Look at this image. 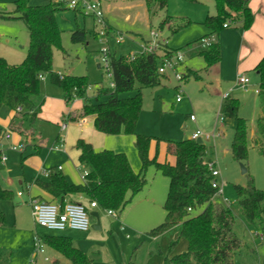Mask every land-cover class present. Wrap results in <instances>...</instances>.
Returning a JSON list of instances; mask_svg holds the SVG:
<instances>
[{
  "label": "rangeland",
  "instance_id": "1",
  "mask_svg": "<svg viewBox=\"0 0 264 264\" xmlns=\"http://www.w3.org/2000/svg\"><path fill=\"white\" fill-rule=\"evenodd\" d=\"M15 1L0 0V56L10 64H19L24 59L29 40L22 21L1 17L13 15ZM98 1L104 10L103 31L106 37L100 36L102 27L99 23H93L83 13L67 9L66 0H29L30 6H43L50 2L64 3L65 9L56 14L62 50H53L52 71L70 76H86L92 85L89 94L95 84H101L103 87H110L111 84V77L101 64V68H97L96 61H100L102 46H106L110 56L116 58L121 55H137L142 53L143 40L149 39L150 31H156L170 49L178 50L205 35L207 30L202 21L207 14H215L213 0H199L198 4L167 0L164 10L154 8L149 13L145 0ZM163 21L166 23L160 27ZM187 21L192 24L182 30L172 33L168 28L173 23L177 29ZM77 28L86 29L85 43L71 42V33ZM88 30H92L97 36ZM235 30L233 27L222 30L219 37L225 36V32ZM186 63L192 69L199 70L198 79L191 77L185 83L177 82L174 76L168 73L160 86L142 89V108L135 133L153 138L149 148V154L152 156L156 139L162 142L189 140L191 134L200 129L203 134L201 140L206 146V159H210L219 172L215 178L222 193L219 196L226 201L235 217L234 233L246 244L236 255L235 262L261 264L259 259L264 256V243L260 237L254 235L256 230L248 226L240 215L235 202L234 186L245 187L252 180L256 189H264V143L261 147L254 146L249 138L248 157L245 165L242 164L246 173L241 174L240 163L232 158L230 151L235 123L232 119L221 117L220 98L217 97L213 86L207 83L208 74L200 71L203 67L202 60L198 57L187 58ZM247 77L250 79L247 91H242L237 86L239 90L230 95L238 99L239 116L247 120L249 130L253 131L255 120L261 115L263 108L259 103V95L254 94V89H258L257 74L251 70ZM174 86H179V90L175 91ZM227 89L229 88H222L221 93L228 92ZM177 96L181 98L179 103L176 102ZM41 99L44 100V105L38 117L31 123L26 121L22 124L23 129L27 130L25 137L20 139L21 144L25 146L22 153L10 150L11 146L18 144L16 134L5 131L2 135L9 133L10 138L0 137V157L6 158L5 161L0 159V188L13 193L12 200L0 201V211L5 216L4 224L0 226V264H30L35 257L42 260V264L53 263L55 253L43 243L42 238L63 233H50L34 224L28 203L29 193L34 191L33 182L36 179L44 180L45 172L49 169L57 171L58 167L68 181L81 183L83 170L76 166L73 156L78 139L89 142L96 151H123L133 171L138 172L140 168L133 135L100 133L94 128L91 118L85 119L83 129L79 128L77 123L63 121L62 89L52 84L49 75L41 78L40 96L37 101ZM81 108L82 101L73 99L68 103L66 110L78 111ZM10 112L7 108L0 109V127L7 125ZM189 115L196 118V123L189 122ZM63 123L66 124L64 130L61 129ZM206 135H209V138H206ZM35 146H38V150ZM158 157L160 161L165 159L164 143L159 145ZM167 160L172 161V158L167 157ZM145 178L148 184L144 191L134 197L121 214L113 212L115 215H109L106 210L97 208L96 219L90 216L92 210L88 208V203L82 202L89 216V230L84 233H64L73 238L76 248L94 259L93 264H145L149 259L148 252L152 242L147 234L163 221L162 205L168 180L153 169L146 172ZM28 186L29 193L26 191ZM17 193H21L22 197L18 198ZM48 201L58 203L50 199ZM199 212L200 210H195L192 215ZM97 223L100 229L94 230L93 226ZM174 230L175 232L171 231L158 240L163 251L168 252L170 242L178 238L176 229ZM37 239L40 240L38 246L42 253L35 252ZM185 250L186 242L181 239L174 245L170 255ZM156 257L157 255H153V260ZM44 258H47V261ZM62 263H66L65 260H62Z\"/></svg>",
  "mask_w": 264,
  "mask_h": 264
},
{
  "label": "trees",
  "instance_id": "2",
  "mask_svg": "<svg viewBox=\"0 0 264 264\" xmlns=\"http://www.w3.org/2000/svg\"><path fill=\"white\" fill-rule=\"evenodd\" d=\"M183 1L187 4L199 3V0ZM213 2L215 14L207 15L202 21L207 30L205 35L178 50L170 49L167 44H159L158 50L152 54H128L117 58L109 55L113 88L95 84L91 94L89 90L92 85L86 76H70L52 71L53 50H62L56 14L65 9L64 3L50 2L43 6H30L29 0H16L13 15L1 16L22 21L29 39L26 56L19 64H10L0 56V109L7 108L15 112L7 129L23 135V122L31 123L38 117L43 105V99L37 101L41 77L49 75L52 84L62 89L66 103L73 99L82 101V108L78 113L67 114L68 121L76 122L92 116L94 128L100 133L133 135L140 161L139 171L134 172L124 153L95 151L89 143L78 139L75 149L78 151L79 167L85 172L83 183L72 184L60 171L49 169L45 179H36L34 186L60 205L79 202L72 199L66 201L67 197H75L95 201L99 209L121 214L133 197L146 186V172L153 169L161 173L168 180L163 203L164 218L147 235L157 238L171 228L181 226L178 238L170 242L161 264H236V255L246 246L234 233L235 217L231 209L217 195V189L212 187L215 178L208 168L211 161L206 159L205 144H197L196 140L191 139L179 142H162L156 139L155 152L151 156L149 148L153 138L135 133L142 108V89L156 88L165 78L158 73L163 58L182 51L188 59L200 58L203 63L200 71L207 70L220 60L217 38L222 30L233 27L245 31L251 27L254 16L248 5L249 0ZM145 6L148 13L154 8L164 10L167 0H145ZM88 17L96 23L92 16ZM165 23L163 21L160 27ZM190 24L192 22L187 21L175 29L172 23L168 28L173 33ZM88 31L97 36L92 30ZM86 32L84 28H77L71 33V42L85 43ZM211 37L215 41L202 47V40ZM147 40H143V43H147ZM183 66L180 82L191 77L199 78V70L189 67L185 60ZM253 71L258 77L259 103L263 110L255 120L251 141L254 146L261 147L264 143V56ZM178 88L179 86L174 89ZM221 117L234 121L231 155L236 162L245 165L250 130L247 120L239 116L237 99L227 97L223 100ZM3 133L0 128V137ZM161 143L165 144L163 161L158 157ZM167 157L172 158V161H168ZM234 192L235 202L244 222L256 230L254 235L264 243V189H256L250 180L245 187L235 185ZM12 199L11 191L0 188V201ZM195 210L200 212L192 215ZM4 222L5 216L0 211V226ZM181 239L186 242V250L170 255L174 245ZM42 241L64 255L70 264H93V258L75 248L71 239L66 236L48 235ZM261 264H264V256Z\"/></svg>",
  "mask_w": 264,
  "mask_h": 264
},
{
  "label": "crops",
  "instance_id": "3",
  "mask_svg": "<svg viewBox=\"0 0 264 264\" xmlns=\"http://www.w3.org/2000/svg\"><path fill=\"white\" fill-rule=\"evenodd\" d=\"M248 5H249V8H250V11L252 12V14L254 16V20H253V23H252L251 27L248 30H245V31L240 30V29H236L235 31L225 32L226 33L225 36H221V37L218 36L217 41H218L219 47H220V60L216 64H214L211 68H209L207 70H203V71H205L208 74L207 83L211 84L213 86V88L216 90L217 97L220 98V103L221 104L223 103L222 99H223V95L224 94H228V97H231V95H230L231 93H233L235 90H239L237 88L238 85H237V82H236L237 76L239 74H243L248 79L247 74L249 72H251V70H254V68L257 65V63L264 56V0H249ZM207 15H210V13L207 14ZM184 60L186 62V56H185ZM183 67H182V70H183ZM165 78H166V76H165ZM187 81H185V82H187ZM248 81L250 83V79H248ZM225 86H227V87H225ZM175 87H177V86H174L173 89ZM222 88H229V89H227L228 92L221 93V89ZM175 91H177V90H175ZM254 94L255 95H259V94H256L255 92H254ZM231 98L237 99L236 97H231ZM177 103H179V102H177ZM43 105H44V100H43ZM42 106H41V108H42ZM67 106H68V103H66L64 101L63 109H61V114H62L61 116L63 117V121H68L66 119V116H67L68 113L75 114V113H78L80 111V110H78V111L66 110ZM41 108H40V112H41ZM64 109H65V111H64ZM14 115H15V112L11 111L10 112V117H9L7 123H6L7 125H5L4 127H0V128L3 129L4 133H5V131H9L7 129V127H8L9 122L11 121V119L14 117ZM189 116H191V115H189ZM87 118H91L92 120L94 119L92 116H89V117H86V118H84L82 120H79V121H76V122L75 121L74 122L68 121V122L77 123V126L79 128H81V129H83L84 128L83 124L85 122V119H87ZM189 122L196 123V118L194 117V121H190V119H189ZM62 125H64V128H62ZM62 125H61V129L64 130L66 128V124L63 123ZM21 129H22V131H24L23 135H20L19 133H16V132L9 131L10 133H14V134L17 135V142L18 143H21L20 139L22 137H25V134L27 132V130L23 129V127ZM196 131H200V129H197ZM195 132H193V133H195ZM192 134H191V136H192ZM253 135H254V130L253 131L250 130V138H252ZM2 136H1V139L3 138ZM191 136H190V138H191ZM206 136H207L206 138H209V135H206ZM58 139H59V136H57L56 140H58ZM87 143H89V142H87ZM36 147H38V146H35V149H36ZM111 151L124 153L123 151H120V150L118 151L117 149L116 150H111ZM73 156H75L76 166L79 167V164H78V161H77V157H78V151L77 150H76L75 154H73ZM207 161H211V160L207 159ZM57 170L62 173L60 167H58ZM81 179H82V177H81ZM69 182L71 183V181H69ZM73 182L74 181H72V184H75ZM82 183H83V179H82L81 183H77V184H82ZM147 184H148V182H147ZM147 184H146V186H147ZM29 187L30 186H28L27 189H26L27 192H28ZM145 187H144V189H145ZM33 189H34L33 192H30V193L28 192L29 193V199L31 197L38 198L40 200L44 199L46 201H48L50 199V197L47 194L41 192L35 186H33ZM144 189L141 192H139L138 194H136L134 197H136L137 195L141 194L144 191ZM17 197L18 198L22 197V195L21 196L17 195ZM165 197H166V195H165ZM70 199H72L74 201L77 200L80 203L87 202L88 203V208L90 210H92V212H95V209L98 208L97 207L95 209H91L89 207V201H87L86 199H79V198H75V197H71V198L67 197L66 198L67 201H69ZM164 201H165V199H164ZM164 201H163V203H164ZM28 203H29V201H28ZM162 209H163V205H162ZM174 229H176V232H177V234L179 236L180 230H181V226L180 225H177V226L173 227L172 229L168 230L167 232L163 233L162 235H160L157 238H151V237L148 236V238L152 242V246L150 248V251L148 252L149 259H147L145 264H161L162 263V259L167 254L166 253L167 251H163L159 247L158 240L161 237L166 236L167 234H169L171 231L175 232ZM69 232H71V231H69ZM56 235H62V236H66V237L70 238L71 241H72V244H73V238L71 236H68L65 233L56 234ZM46 246L49 247L55 253L54 256H53L54 259H53V263L52 264H70L69 260L64 255H62L60 252H58L57 250H55L51 246H49V245H46ZM153 255H157L156 259H154V260H153ZM261 258L259 259L260 263H261ZM44 259H47V258H44ZM35 260H36L35 264H42L43 263V261L40 260V259L36 258ZM62 260H65L66 263H62Z\"/></svg>",
  "mask_w": 264,
  "mask_h": 264
},
{
  "label": "built area",
  "instance_id": "4",
  "mask_svg": "<svg viewBox=\"0 0 264 264\" xmlns=\"http://www.w3.org/2000/svg\"><path fill=\"white\" fill-rule=\"evenodd\" d=\"M65 6L67 9L77 11L79 13H83L84 16H92L95 19L96 23H99L102 27L99 34L102 37H106L103 31L104 25V10L102 8L101 3L98 0H66ZM225 27V26H224ZM121 38L119 39V41ZM215 38L211 37L210 39L202 40L201 46L207 47L210 43L214 42ZM159 44H167L165 40L160 38V34L156 31H150L149 39L147 43H142V53L152 54L156 50H158ZM109 50L106 46H102L100 49V61L99 67L105 69L107 74L111 77L110 67H109ZM185 58V54L182 51L175 52L172 56L168 58H163L161 65L158 67V73L160 75L166 76L168 73L174 76L177 82H180L183 74L182 67L183 61ZM42 78V77H41ZM237 85L240 87L242 91H247L249 81L243 75L239 74L237 76ZM110 88H113V84L111 82ZM179 88L177 89V91ZM254 92L256 94L259 93L258 89H255ZM228 94L223 95V99L227 98ZM181 98L179 96L176 97V102H180ZM190 121H194V116H189ZM64 128V125H62ZM10 133V132H9ZM9 133L4 134L2 137L8 139L10 138ZM203 134L200 131H196L192 134L191 140L201 139ZM207 137V136H206ZM13 152L22 153L25 150V146L21 143L11 146L10 148ZM2 161H5V157H1ZM208 168L211 171V174L214 178L219 175L218 170L214 167V163H209ZM45 176H47V172H45ZM83 176H85V172H83ZM212 187L217 189V195H222L221 189L217 184L216 180L212 182ZM21 196V193L17 194ZM224 202H226L224 200ZM29 206L31 208V216L33 218V222L39 228L44 229L47 232L54 233H64L66 231L84 233L89 230V216L86 208L82 203L79 202H67L63 205L58 203H51L40 200L38 198L31 197L29 199ZM89 207L91 209L97 208V204L95 201H89ZM109 215H115L111 211H107ZM37 244L35 245L37 248L35 249L36 253H42V249L38 246L40 240L37 239ZM36 259V257H35ZM32 260L30 264H35L36 260ZM47 261V259H44Z\"/></svg>",
  "mask_w": 264,
  "mask_h": 264
},
{
  "label": "water",
  "instance_id": "5",
  "mask_svg": "<svg viewBox=\"0 0 264 264\" xmlns=\"http://www.w3.org/2000/svg\"><path fill=\"white\" fill-rule=\"evenodd\" d=\"M96 63H97V68H99L98 60L96 61ZM196 143H197V144H202L203 142H202L201 139H197V140H196ZM240 170H241V174L246 173V169H245V167H244L241 163H240ZM90 216L93 217V218L98 219V215H97L96 212H91V213H90ZM93 229H94V230H99V229H100V228H99V224L97 223L96 225H94V226H93Z\"/></svg>",
  "mask_w": 264,
  "mask_h": 264
}]
</instances>
